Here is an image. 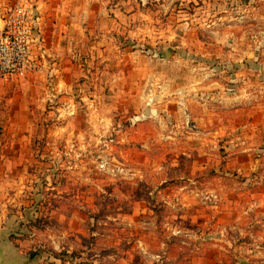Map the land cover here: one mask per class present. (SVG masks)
Segmentation results:
<instances>
[{"label": "rangeland", "instance_id": "obj_1", "mask_svg": "<svg viewBox=\"0 0 264 264\" xmlns=\"http://www.w3.org/2000/svg\"><path fill=\"white\" fill-rule=\"evenodd\" d=\"M73 12L65 87H0V264H261L264 0Z\"/></svg>", "mask_w": 264, "mask_h": 264}, {"label": "crops", "instance_id": "obj_2", "mask_svg": "<svg viewBox=\"0 0 264 264\" xmlns=\"http://www.w3.org/2000/svg\"><path fill=\"white\" fill-rule=\"evenodd\" d=\"M19 1L0 0V27L3 24L4 14ZM26 1L34 8L32 23L34 25L35 44L32 46L31 60L23 74L0 79V87L5 89V95L9 97V99L5 100L9 104L14 101L13 98L10 99L12 92L14 91L17 94L18 100L21 99L19 108L22 112L26 111L25 115L28 116L31 114L29 106L22 103L28 99V91L32 90L33 93L40 86L41 80L47 81V85L51 90L58 91L65 87L69 66L68 59L64 53V46L71 39L77 38H71L73 37V27H76V19L73 17L74 0ZM7 118L11 120L15 118V121H12V123L16 126L19 133L28 131L33 125V119L30 116L25 117L26 119L24 120V117L21 115L7 113ZM244 235L247 236L248 233L245 232ZM262 236H264V231ZM258 246L257 248H259L260 253L264 255V247ZM259 262L264 264V260Z\"/></svg>", "mask_w": 264, "mask_h": 264}, {"label": "built area", "instance_id": "obj_3", "mask_svg": "<svg viewBox=\"0 0 264 264\" xmlns=\"http://www.w3.org/2000/svg\"><path fill=\"white\" fill-rule=\"evenodd\" d=\"M33 6L20 0L3 17L0 27V79L23 74L35 44Z\"/></svg>", "mask_w": 264, "mask_h": 264}]
</instances>
